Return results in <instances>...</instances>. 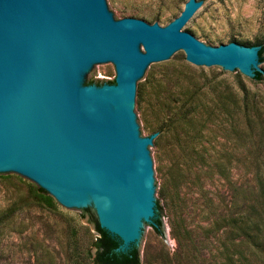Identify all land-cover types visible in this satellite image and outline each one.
<instances>
[{
	"label": "water",
	"instance_id": "water-1",
	"mask_svg": "<svg viewBox=\"0 0 264 264\" xmlns=\"http://www.w3.org/2000/svg\"><path fill=\"white\" fill-rule=\"evenodd\" d=\"M201 3L160 26L117 19L110 0H0V175L26 177L71 212L91 204L116 250L138 246L158 209L155 134L142 137L133 111L140 82L183 52L205 71L264 74L259 45L187 32ZM107 66L114 82L90 84Z\"/></svg>",
	"mask_w": 264,
	"mask_h": 264
},
{
	"label": "rangeland",
	"instance_id": "rangeland-1",
	"mask_svg": "<svg viewBox=\"0 0 264 264\" xmlns=\"http://www.w3.org/2000/svg\"><path fill=\"white\" fill-rule=\"evenodd\" d=\"M186 1L110 0L117 19L160 26ZM200 1L204 12L187 30L198 40L264 44V0ZM115 74L100 67L92 80L110 83ZM141 83L133 111L142 137L155 134L161 232L144 224L140 264H264V79L205 71L183 52ZM34 186L0 175V264H95L92 205L46 206L32 198Z\"/></svg>",
	"mask_w": 264,
	"mask_h": 264
},
{
	"label": "trees",
	"instance_id": "trees-1",
	"mask_svg": "<svg viewBox=\"0 0 264 264\" xmlns=\"http://www.w3.org/2000/svg\"><path fill=\"white\" fill-rule=\"evenodd\" d=\"M263 52H264V44H261L260 49L258 50L260 63L264 60ZM251 79L254 81H262L264 79V76L261 72L255 71V74ZM109 82L113 83L114 80H111ZM86 83L89 84L88 82ZM92 83H94V80H91L90 84ZM143 85L144 84L140 82L141 92ZM260 188H262V185H260ZM32 198L35 201L43 203L46 206H52L55 202V199H53L51 196H49L47 193H45L37 186H34L32 188ZM160 215H161V207L158 204L156 217L153 218V221L151 223H148L157 232H161ZM90 221L93 223L94 229L97 232V236L92 242V247L94 248V254L93 255L90 254L92 261L95 264H140V254L137 246L132 245L126 251L116 250L118 245L121 243V240L116 235L111 234L106 229L100 227L95 215L92 217Z\"/></svg>",
	"mask_w": 264,
	"mask_h": 264
},
{
	"label": "built area",
	"instance_id": "built-area-1",
	"mask_svg": "<svg viewBox=\"0 0 264 264\" xmlns=\"http://www.w3.org/2000/svg\"><path fill=\"white\" fill-rule=\"evenodd\" d=\"M169 241V240H168ZM170 242V241H169Z\"/></svg>",
	"mask_w": 264,
	"mask_h": 264
}]
</instances>
